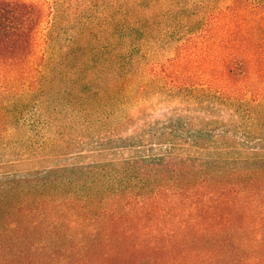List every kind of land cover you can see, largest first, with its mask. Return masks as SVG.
<instances>
[{
	"label": "trees",
	"instance_id": "16d2710c",
	"mask_svg": "<svg viewBox=\"0 0 264 264\" xmlns=\"http://www.w3.org/2000/svg\"><path fill=\"white\" fill-rule=\"evenodd\" d=\"M131 1L132 7L128 0H119L124 42L118 53L115 77L109 82L113 84L108 83L103 94L93 91L85 94L82 103L74 100L61 104L69 118L56 117V111L55 117L48 118L40 113L38 121L16 120L18 131H37L38 139L34 136L7 138L2 132L9 129V122L0 118V249H12L14 245L5 243L2 237L19 231L24 235L26 249L35 252L53 249L51 262L90 264L94 260V263L109 264V253L98 247L110 245L117 235L111 229L105 236L97 231L96 223L105 215L115 217L122 206L136 201L147 200L157 208L170 194L163 184L165 181L171 182L172 188L180 184L173 195L177 208L183 197H200L198 189L190 186L189 181L183 182L204 175L196 169L197 158H204L187 154L188 148H184L186 144L194 146L199 140V130L196 129L198 135L194 133L192 120L178 115L177 111L155 116L149 109L153 96L162 104L164 93L178 96L190 86L208 84L217 85L221 91L232 88L233 98L242 91L255 92L256 101L264 97V45L260 43L259 28L245 33L239 11L247 0H235L218 12L203 45L189 40L178 47L174 57L151 68L147 57L141 55L143 48L137 41L145 40L155 29L148 12L156 5L153 0ZM258 4L263 5L264 1ZM200 15L190 19V28L198 31L205 26V17ZM45 16V7L40 3L0 0V76L7 75L5 88L15 83L29 84L39 71L36 46ZM131 19L133 23L129 22ZM157 26L162 31L161 21ZM81 94L75 96L82 97ZM68 155L71 156L67 158ZM92 156L94 159H88ZM27 159L40 164L56 162V165L4 172ZM204 160L199 161L209 162ZM228 190L221 187L214 193L224 197ZM221 213L222 221L216 222L217 217L211 219L214 233L225 232L227 225L234 226L232 214L224 215L222 210ZM31 216L37 217L31 220ZM73 221H80L91 232L77 241L79 235L74 234L70 237L73 245L66 247V240L59 237H68L66 229ZM39 231H44V238L31 239ZM131 236V231H123L118 241L128 249L129 261L136 253ZM234 242L232 238H223L218 245L211 242L205 249L189 250L187 255L193 264H221L228 252V261L231 259L233 264L264 262V254H256L254 246L246 253L243 247L236 249ZM55 249L68 254L57 257ZM18 253L22 255L23 251L19 248ZM25 258V264H38L30 255ZM170 260L178 259L170 257L155 264H169Z\"/></svg>",
	"mask_w": 264,
	"mask_h": 264
},
{
	"label": "rangeland",
	"instance_id": "374dc122",
	"mask_svg": "<svg viewBox=\"0 0 264 264\" xmlns=\"http://www.w3.org/2000/svg\"><path fill=\"white\" fill-rule=\"evenodd\" d=\"M27 1L42 4L46 16L37 37L39 71L34 78L29 84L15 83L5 88L7 75L0 76V110L4 113L0 114V118L9 122V129L2 134L11 139L22 136L40 138L37 137V131H18L15 123L20 118L27 122L38 121L40 113L48 118L51 115L55 117L56 111V117L69 118L61 104L74 100L82 103L85 94L93 91L103 94L115 77L118 53L124 42L119 0ZM153 1L156 7L148 15L155 29L145 40L137 41L143 48L141 55H145L150 63L149 68L167 62L176 55L178 47L189 40L202 42L203 45L218 12L235 2L176 0L172 4L171 0ZM247 1L239 9L242 28L247 34L253 28H259L260 43L264 45V4L257 5L264 0ZM127 3L132 7L131 0ZM124 8L125 12L128 11L126 5ZM204 9L207 12L202 13ZM199 14L205 17L206 24L197 31L196 28H190V19ZM131 20L129 22L133 23ZM160 21L162 31L156 28ZM173 33L176 37H173ZM190 87L180 91L178 96H165L164 93L162 104L153 96L149 109L157 117L168 111H177L178 115L192 120L194 133L198 135L199 130V140L193 143L194 146L186 144L184 148L188 149L185 153H195L209 162L200 163L199 160L204 159L197 158L196 169L204 172V175L183 182L189 181L190 186L198 189L200 197H183L177 208L173 195L180 184L176 183L172 188L169 186L171 182L165 181L163 184L170 194L161 200L163 202L157 208L154 209V205L147 200L141 203L136 201L133 205L122 206L115 217L105 215L96 223L97 231L105 236L106 231L108 233L111 229L117 235L110 245L98 247L109 253V264H155L170 257L178 259L174 262L170 260L171 264H193L187 255L189 250L205 249L211 242L218 245V241L223 238L234 239L236 249L243 247L246 252L254 246L256 254H264V97L260 96L256 101L255 92L242 91L240 96L233 98L232 88L221 91L216 88L217 85L197 84ZM77 93H83V96L77 98ZM88 159H94V156ZM42 165L49 167L56 165V162L40 164L27 159L15 167L4 169V172L35 169ZM221 187L230 189L224 197L214 193ZM221 210L224 215L232 214L234 226L227 225L225 232L214 233L211 219L217 217L216 222L222 221L224 217ZM36 217L31 216L30 219ZM235 225L242 227L237 226V229ZM205 227H209L207 231L202 230ZM66 231L67 238L65 235L59 237L66 240V247L73 245L70 237L74 234L75 237L79 235L77 241L91 232L88 227H82L80 221H73ZM123 231H131V243L136 246L135 258L131 261L128 249L118 243ZM43 236L44 231H39L31 239ZM47 239L51 240L52 237L47 236ZM2 240L13 244L14 250L0 249V264H25V256L28 255L38 264L63 263L50 261L53 249L37 252L26 249L24 235L19 231L11 232ZM19 248L23 251L22 255L18 253ZM55 253L57 257H66L68 254L62 249H55ZM229 257L230 252L221 259V264H233L231 259L228 261ZM93 263L94 260H91L90 264ZM94 264L100 263L96 261Z\"/></svg>",
	"mask_w": 264,
	"mask_h": 264
}]
</instances>
